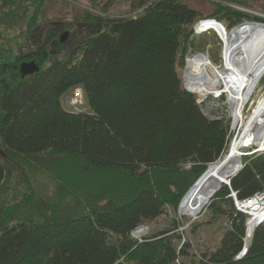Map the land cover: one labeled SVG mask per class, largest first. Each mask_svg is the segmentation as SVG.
Listing matches in <instances>:
<instances>
[{
	"label": "trees",
	"instance_id": "1",
	"mask_svg": "<svg viewBox=\"0 0 264 264\" xmlns=\"http://www.w3.org/2000/svg\"><path fill=\"white\" fill-rule=\"evenodd\" d=\"M44 1L0 0V14H8L14 29L27 23L23 43L30 47L14 61L0 62V193L10 165L34 157L54 180L51 192L28 187L23 200L3 208L0 264H264V223L243 251L245 216L228 195L264 190V153L244 156L230 186L223 184L206 206L212 219L227 218L214 248L197 252L176 230L180 201L220 159L228 140V126L200 112L179 75L204 16L180 0H129L136 13L121 17L90 9L108 11L107 0H74L88 7L75 5L70 22L41 28L37 14ZM227 8L212 18L233 25L248 17ZM64 28H72L74 40L62 50ZM62 52V60L40 67ZM22 59L34 60L39 71L22 76ZM77 88L85 104L75 112L68 98ZM74 158L82 160L85 176L116 177L106 180L108 188L93 184V193L80 186V194L68 190L55 167ZM58 199L65 203L55 204ZM141 225L147 234L137 243L130 231Z\"/></svg>",
	"mask_w": 264,
	"mask_h": 264
},
{
	"label": "rangeland",
	"instance_id": "2",
	"mask_svg": "<svg viewBox=\"0 0 264 264\" xmlns=\"http://www.w3.org/2000/svg\"><path fill=\"white\" fill-rule=\"evenodd\" d=\"M65 3H61L60 0H45L42 3V9L37 14V24L42 28L43 26L52 22H57L56 24H60L62 21L70 22L73 19V14L78 13V10L75 8L76 6L87 8L88 6L84 3L76 2L74 0H65ZM104 2L106 0H100ZM110 3V6L107 8L108 11L100 12L93 10V12L102 14L103 16H111V17H121V16H129L135 14V11L129 10V0H107ZM184 4L193 9L197 10L200 13V17L204 16L207 17L204 19L205 22L202 25H197L193 30L194 32H200L203 29H207V31H203L201 34H197L192 32V36L190 37V41L188 43L187 52L184 55V61L178 65L180 79L182 80L183 88L186 89L185 82L183 80V74L185 73V65L187 64V55H192L194 53H202L205 54L210 58L214 65L221 67L223 65L221 51L224 47L226 36L221 41V32L222 29L225 33H229V31L234 28L238 27V25L243 24L246 21L249 22L251 19L252 14L251 12L247 13L242 11L241 9H236V11H240L246 14L248 17L242 18L233 25H228V20L222 18L221 20H217L214 15L218 16L221 14L226 13L227 7H229L228 3H233V5H238L240 7L255 10V11H263L264 12V0H180ZM74 5V6H73ZM231 9V7H230ZM233 9V7H232ZM199 17V18H200ZM202 20V21H203ZM60 21V22H59ZM26 24L21 22L17 24V28L15 25L12 24V20L8 18V14L1 13L0 14V62L1 61H14L17 54L22 52H26L30 49V47L24 45L23 37L25 36L26 31ZM220 27V28H219ZM218 28V29H217ZM45 30V29H44ZM29 31V29H28ZM43 31V30H42ZM222 31V32H223ZM66 32L65 39H67L66 43L63 44V49H68V45L74 40L73 37H70L72 28H64L60 35ZM226 34V35H227ZM33 42V41H32ZM19 43V44H18ZM33 43H36L35 41ZM66 56L65 53H61L59 55H52L50 56L44 64L40 67L49 66L54 58L62 60ZM52 57V58H51ZM23 61V59L21 60ZM211 88L218 89L223 91L225 89L224 84L219 80L215 79L211 83ZM76 91L73 90V92ZM247 89L244 90L243 96L246 94ZM193 94V93H192ZM220 94V93H219ZM264 94V75L263 78L258 82V84L254 87V92L252 94L249 103L242 108L243 116L247 118L253 110V107L256 105L258 98ZM195 97V102L198 104L200 112L208 119L214 120H223L222 122L227 125L228 127V140L226 143V151L223 153L226 155L229 148V143L232 139L236 137L238 131H240V126L233 125L234 118L232 109L234 106H239V101L237 98L232 99L229 98L227 92L221 93L220 95H213L208 94L205 103H198L196 99L203 98L198 93L193 94ZM71 96V95H70ZM68 98V101L70 99ZM206 97V96H204ZM214 98V99H212ZM85 101L83 99V104L81 108L84 107ZM69 107V104H68ZM245 113V115H244ZM253 144L246 146L244 156L247 157H254L257 154H262L264 151H256L254 154H250ZM261 152V153H258ZM222 157V156H221ZM220 157V159H221ZM220 159L216 160L219 161ZM242 162L245 163L243 156H241ZM0 160L3 161V158L0 156ZM33 160H36L35 157ZM30 160L28 162H22L21 166H11V173L10 176L7 178L6 188L2 191V196L0 193V224L3 223L1 220L3 219V208L6 209L7 206H11L12 203L19 202L21 199L23 200L25 193L27 194V189L30 187L34 191H44L46 194L51 192L54 188V180L50 179V176L43 172L41 168H39L38 164L35 161ZM215 161V162H216ZM56 162V161H54ZM53 162V163H54ZM10 163V162H9ZM83 162L80 159H68L66 162L57 161V179L59 178L68 190L72 189L77 193H81V191L77 190V186L85 188L87 193H93L94 191L98 190L97 187H105L106 180L112 177H116L110 175V177H105L104 173H96L92 178L89 176H85L82 172ZM189 165H185V168H188ZM112 176V177H111ZM20 178V179H19ZM119 180L121 179L118 177ZM118 178L116 181L118 182ZM93 184L98 185L94 187ZM90 186V187H88ZM93 186V187H91ZM88 187V188H87ZM107 187V186H106ZM108 188V187H107ZM55 204L58 203H65L63 199L54 200ZM210 203V202H209ZM208 203V204H209ZM207 204V205H208ZM206 205V206H207ZM206 206L202 211H200L197 215L190 216V215H181L179 209L177 210L176 220L179 221L180 226L176 228L178 231L185 232V236L189 238V241L192 243L194 250L197 252H201L203 250H211L218 244V240L220 235L223 233V228L225 227L224 222L227 221L226 217H218L214 215L216 219H212L211 212L206 209ZM10 218V217H9ZM211 220L210 222H207ZM164 222L165 219H164ZM199 223L194 230L190 231V228L193 224ZM0 225V227H1ZM149 232L152 231L153 227L150 224ZM148 232V234H149ZM147 237V236H146ZM181 241V240H180ZM179 241V243H180ZM178 243V244H179ZM180 245V244H179Z\"/></svg>",
	"mask_w": 264,
	"mask_h": 264
},
{
	"label": "bare ground",
	"instance_id": "3",
	"mask_svg": "<svg viewBox=\"0 0 264 264\" xmlns=\"http://www.w3.org/2000/svg\"><path fill=\"white\" fill-rule=\"evenodd\" d=\"M228 4L230 7L241 9L244 12H251V19L253 20L232 28L226 35L225 45L221 51L223 61L221 67L214 65L205 54L187 55L183 80L186 85L185 90L190 93H198L204 97L208 94L220 95L227 92L229 98H237L239 106H234L232 116L234 127L238 124L241 125L240 131L229 143V150L226 155L223 154L219 161L210 163L205 169L207 170L206 174L198 180L183 202L180 201L181 206L179 203L177 209L181 215H197L210 202L213 195L221 189L223 184L230 186V178L244 167L245 163L242 162L241 156L244 157L245 154L243 155V153L247 149L246 146L253 144L250 154H254L256 151H264V94L258 98L252 113L247 118L243 116L242 111V108L249 103L254 87L264 75V28L252 24L261 22L263 17L260 14H264V12L249 10L233 5V3ZM255 14L260 15V17ZM216 78L224 84L225 89L223 91L211 88V83ZM245 89L247 91L243 96ZM218 186L220 189L216 190ZM212 189L215 193L210 195ZM254 193L250 196H253ZM234 207L245 216L244 251L250 243L249 240L253 231L264 221L258 224L255 221L248 223L253 218L252 215L236 206Z\"/></svg>",
	"mask_w": 264,
	"mask_h": 264
},
{
	"label": "built area",
	"instance_id": "4",
	"mask_svg": "<svg viewBox=\"0 0 264 264\" xmlns=\"http://www.w3.org/2000/svg\"><path fill=\"white\" fill-rule=\"evenodd\" d=\"M257 15V14H255ZM262 15V21L258 23H252L254 25L260 26L259 28H264V14ZM260 15H257V17H260ZM205 19V18H204ZM205 21L203 20L199 25H202ZM198 25V26H199ZM203 31H207V29H203L200 32H193L197 34L203 33ZM208 95L206 97L196 99L198 103H205ZM84 96L82 95L81 88H77L76 91L72 93L70 96V99L68 101L69 108H72L75 112L81 111L83 108H81V105L83 104ZM214 99V98H212ZM231 196L233 200V205L236 206L240 210H244L249 212L252 215V219L248 222L251 223L255 221L256 224L259 222L264 221V190L262 191H256L253 196L245 197V198H239L237 197L235 191L230 190V193L228 194ZM147 234V227L141 225L139 227H135L131 230L130 235L133 239L137 241V243H141L143 241V237Z\"/></svg>",
	"mask_w": 264,
	"mask_h": 264
},
{
	"label": "water",
	"instance_id": "5",
	"mask_svg": "<svg viewBox=\"0 0 264 264\" xmlns=\"http://www.w3.org/2000/svg\"><path fill=\"white\" fill-rule=\"evenodd\" d=\"M66 36V32L63 33V35L61 36V40L63 41V39L65 38ZM19 72L21 73L22 76H25V75H30V73H33V72H37L39 71V65L37 63L34 62V60H29V61H21L19 63ZM207 170H205L198 178L197 180L192 184V186L190 187V189L186 192V194L183 196V199L181 200V203L183 202V200L186 198L187 194L192 190V188L195 186V184L198 182V180L204 176L206 174ZM210 175V173H209ZM209 175H207V177H209ZM220 183V182H219ZM220 189V186H218L216 188V190H219ZM212 193H215V191L212 189V192L210 193V195ZM181 203L179 206H181Z\"/></svg>",
	"mask_w": 264,
	"mask_h": 264
},
{
	"label": "snow or ice",
	"instance_id": "6",
	"mask_svg": "<svg viewBox=\"0 0 264 264\" xmlns=\"http://www.w3.org/2000/svg\"><path fill=\"white\" fill-rule=\"evenodd\" d=\"M243 254V253H242Z\"/></svg>",
	"mask_w": 264,
	"mask_h": 264
}]
</instances>
